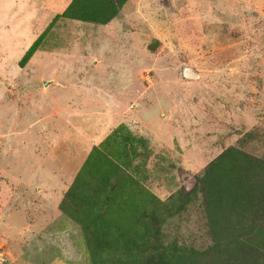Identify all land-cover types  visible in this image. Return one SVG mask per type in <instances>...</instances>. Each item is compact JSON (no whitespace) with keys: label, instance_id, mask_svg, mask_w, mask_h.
I'll return each mask as SVG.
<instances>
[{"label":"rangeland","instance_id":"obj_1","mask_svg":"<svg viewBox=\"0 0 264 264\" xmlns=\"http://www.w3.org/2000/svg\"><path fill=\"white\" fill-rule=\"evenodd\" d=\"M52 1L0 0V264H98L89 244L102 229L119 236L123 216L107 211V229L60 209L94 170L129 176L140 206L142 189L157 201L160 247L142 229L122 233L124 264L160 250L184 264H264L212 255L191 191L228 148L264 161V0H125L94 22Z\"/></svg>","mask_w":264,"mask_h":264},{"label":"trees","instance_id":"obj_2","mask_svg":"<svg viewBox=\"0 0 264 264\" xmlns=\"http://www.w3.org/2000/svg\"><path fill=\"white\" fill-rule=\"evenodd\" d=\"M124 2L125 0H71L60 16L94 22V16L98 17L99 14L94 13V10H105L107 16L103 18L107 19L112 17L115 8ZM93 156L92 162L96 163L98 159ZM88 174L92 181L85 180L84 186L79 184L80 195H77L74 194L76 189L78 190L76 180L61 201L60 209L67 213L66 204H71L72 207L75 204L83 214L80 222L88 217L93 224L99 220L102 227L107 229L113 224L103 220L107 211L115 206V213L123 216L116 221L120 226L117 232L119 236L109 237L108 232L102 229L99 231V238L92 239L89 244L92 261H97L98 264H124L128 260L123 251L125 248L122 250L123 245H118L117 242L120 241L124 245L129 242V237L121 235L127 231L132 236L139 235L142 238L139 233L142 229L146 239L152 237L158 246L150 250H157L160 247L159 232L155 228L150 229V221L153 218L149 217L151 210H157V201L153 195L142 189L140 193L143 195L138 196L142 201L140 206V200L135 201L137 194L128 195L124 192L128 184L137 188L129 176L119 174L118 170H106V173L94 170ZM196 185L191 191L197 190L201 194L213 245L210 253L215 255L221 248L224 255L231 254L234 258L238 253H244L258 254L264 259V161L228 148L214 162L207 165L203 174L196 179ZM118 186L121 188L117 193ZM65 199H70L73 203L66 202ZM83 226L86 229V226ZM232 243L233 248L229 249ZM116 248H120L119 252ZM173 256L174 254L160 250L156 255H152L146 264H184L182 259L175 260ZM134 262L137 261L134 259Z\"/></svg>","mask_w":264,"mask_h":264},{"label":"crops","instance_id":"obj_3","mask_svg":"<svg viewBox=\"0 0 264 264\" xmlns=\"http://www.w3.org/2000/svg\"><path fill=\"white\" fill-rule=\"evenodd\" d=\"M31 1H32V0H30V2H31ZM70 1H71V0H70ZM70 1H69V2H70ZM63 2H67V0H55V1H52L50 6H53V7H58V6H60V7L63 8V7L66 5V4H65L64 6H62ZM53 3H54V4H53ZM28 4H29V2H28ZM46 5H47V4H46ZM67 6H68V4H67ZM67 6H65L64 9H65ZM62 8H61V9H62ZM64 9H63V10H64ZM62 12H63V11H62ZM62 12H61V13H62Z\"/></svg>","mask_w":264,"mask_h":264},{"label":"water","instance_id":"obj_4","mask_svg":"<svg viewBox=\"0 0 264 264\" xmlns=\"http://www.w3.org/2000/svg\"><path fill=\"white\" fill-rule=\"evenodd\" d=\"M190 77H191V78H194L193 74H190Z\"/></svg>","mask_w":264,"mask_h":264}]
</instances>
